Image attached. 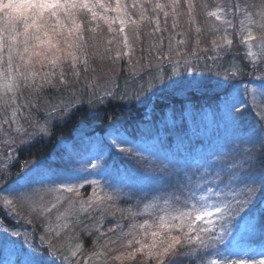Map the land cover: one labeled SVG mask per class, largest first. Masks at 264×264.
<instances>
[{
    "label": "snow or ice",
    "instance_id": "obj_1",
    "mask_svg": "<svg viewBox=\"0 0 264 264\" xmlns=\"http://www.w3.org/2000/svg\"><path fill=\"white\" fill-rule=\"evenodd\" d=\"M201 6L208 18H214L215 21L221 22L220 25L212 23L210 25L211 30L216 33H224L212 40L216 52L212 59L216 67H223L216 61L228 56L231 52L233 40L227 38V29L236 28L240 33L241 42L246 47L245 58H252L254 70L264 69V6L258 14L259 20L254 18L257 14L251 12L243 0L239 3L233 0L231 5L217 7L214 10H209L206 3ZM128 7L138 12L139 20L133 19L126 12ZM98 8L105 12L111 10L103 0H0V111L6 117L2 118L3 125L11 128L15 124L17 133L25 131L18 118L24 109L30 107L27 102L20 103L23 90L31 89L33 93H38L45 86L54 87L57 75H59L62 83L67 84V81L64 80L62 65L70 64L74 69L78 63L88 65V43L84 37L83 25L78 22V15L82 10L90 13L93 21L98 18L104 20L110 28L119 20V33L123 34L122 44L128 51L122 54L117 50L114 57H109L114 60H119L122 55L131 57L132 46L129 43V36L125 32L129 23L138 30L141 22L154 19L155 27L149 35L156 36L158 33L168 32V18L171 16V29L176 31L180 28L181 0H167V3L133 0L131 5H122L121 0H116L114 9L118 14L116 17L101 15L96 11ZM185 9L188 23H195L196 0H185ZM149 10L152 11L154 17L147 15ZM237 11L243 17L242 19L236 16ZM160 13L163 14V28L161 27ZM126 15L127 19L125 18ZM228 15L237 19L238 28L231 19L226 18ZM251 25L256 26L258 35L254 34ZM91 31L95 32L96 29L93 28ZM200 31L201 29L197 27L196 32L199 33ZM176 34L179 35L180 33L176 32ZM92 39L95 40V37ZM136 39L140 40L138 31ZM158 39V45L150 43L147 49L149 54L153 49L157 50L159 63L155 71L151 70V64L147 65L149 70L145 71V66L139 65L138 61L134 62L131 58L128 61L129 71L135 81V84L130 86V97L127 90L118 95L111 89L105 90L104 96L97 97L101 104L105 103L109 96L121 100L128 99L129 102L138 101L145 106L142 116V122L145 125L154 118L155 109L153 108L152 112L147 111V100L150 99L151 89L157 83L164 84L166 79H171L170 76L165 75L161 66L162 63L169 62L177 65L180 62L172 59L173 54L177 56L181 54L180 49L174 47L175 36L172 32H168L167 37L160 35ZM166 39L168 42L167 56L159 51L164 47ZM217 39L221 43L218 44ZM253 41H257L256 51L252 50ZM184 42V40L176 41L177 44ZM112 43V40L108 41L109 45ZM197 44H199L198 40ZM110 51L111 48L104 49V52ZM185 64L186 70H190L191 65L188 64L186 58ZM57 68L61 69L59 73L56 72ZM208 70L212 71V69ZM244 72L245 67L243 65L230 62L222 74L226 78H238ZM173 74L178 75L175 68ZM217 74L220 75L221 73ZM76 75H79L78 71ZM217 83L219 84V81ZM208 86L203 79L196 78L188 83L171 80L170 83L165 84V87L173 88L176 92L188 94L206 89ZM247 91L245 86L244 92L237 89L234 95H226L224 99L225 108L236 132V139L253 144L259 140L264 145V108L255 113V124L251 127H245L243 124L245 109L253 107V104L240 98L246 95ZM252 91L255 93L256 90L253 89ZM144 93L149 95H142ZM253 102H255V95H253ZM88 103L91 105L92 101L89 100ZM75 106V99L61 100L59 105H51L49 115L53 111L70 114ZM9 110L10 115H8ZM22 118L27 121L26 116ZM161 122L167 126L166 119H162ZM117 140L119 144L132 145V147L121 148L122 152L135 155L138 161L147 165L140 172L142 183L139 186V190L145 193L147 202L143 205L142 213L129 210V215L134 217L138 214H147L148 218L144 219L142 223L132 224L127 232H124L122 227L117 224V227H121L118 239L122 241L121 247L127 251H121L119 255L114 257L115 260L123 262L125 259H134L139 253L154 261V264H165L166 259L167 264H180L182 252L185 249H192L193 246L203 250V254L197 257L200 260H203L204 255H211L213 252L220 256L219 246L221 245H231L230 251H243L247 255L249 249L245 247L246 238L256 233L264 237V211L260 213L259 218H256L250 209L247 212L244 211L253 203L254 196L258 191L255 185L258 183L264 188V175L257 181L242 171L245 164L251 163L250 153L248 159L240 163L233 161L229 167L220 168L217 171L215 161L207 162L203 166L200 164L192 166V162L187 156L181 157L179 154V146L177 151L166 150L162 146L149 150L142 141L130 140L122 135L117 136ZM157 143L161 144L158 139ZM144 152H148V155L144 156ZM153 165L156 166L154 170ZM177 165H183V167L178 168ZM98 167V164H92L93 169ZM201 167L204 168V171H201ZM221 173L228 177L227 183L222 178ZM92 183L99 187L98 181H92ZM233 184L245 185L244 199L238 198L235 189L231 187ZM226 189L228 190L226 191ZM35 191V189L30 188L28 182L17 187L9 186L0 190V209L4 210L6 214L19 216L20 214L16 210L18 205L31 212H51L52 209L57 208L60 197H57L56 203H52L49 208L37 203L33 198ZM54 191L70 193L75 197L81 196L79 187L71 184ZM67 199L68 208L60 213L59 219H66L68 215H75L79 218L80 213H87L90 210H103L108 206L107 201L113 200V196L100 195L94 190L87 200L80 199L78 201L79 207H76V200L71 197ZM28 222L31 223L30 220ZM217 224H219V228H217ZM67 226V223L63 225V227ZM3 231L8 232L9 230L5 228ZM109 231L115 233V229L110 228ZM12 234L20 235L18 231H13ZM59 234V232L56 233V235ZM226 237H231V239L226 241ZM25 242L27 243V241ZM116 242L111 239L105 241L102 247L108 251H94L93 255L107 257L112 251L110 245ZM29 247L32 246L29 245ZM82 251L83 245L77 242L75 250L71 251L73 264H76L75 258ZM192 254L189 251V258ZM261 254L264 255V252ZM61 259L62 262H66L68 256L64 255ZM87 259L91 262L92 256H88ZM22 264H39V262L33 254L29 253ZM52 264H55V261H52ZM81 264H83V257ZM209 264H264V259H214Z\"/></svg>",
    "mask_w": 264,
    "mask_h": 264
},
{
    "label": "trees",
    "instance_id": "obj_2",
    "mask_svg": "<svg viewBox=\"0 0 264 264\" xmlns=\"http://www.w3.org/2000/svg\"><path fill=\"white\" fill-rule=\"evenodd\" d=\"M107 1L115 3V0ZM132 2L133 0H121L122 5H131ZM156 2L167 3V0H152V3ZM205 3L208 5L209 10H214L219 6L217 0H196V21L193 24H189L185 0H181V15L179 17L181 33L177 39L185 42L174 46L180 49L181 54L179 56L173 54L172 56L173 60H179L180 62L177 65L169 62L162 63L161 66L165 75L170 76L171 79H166L164 84L157 83L151 89L150 99L147 100V111L152 112L153 108L155 111L154 118L147 125L142 122L145 106L138 101L129 102L128 99L121 100L109 96L106 102L101 104L97 99L98 96H104L105 90L108 89L118 95L123 94L127 90L129 97L131 96L130 86L135 84V81L132 79L129 64L126 60L122 59L116 75L101 85V88H96L95 84H91L90 78L86 80L85 76L87 77V74L92 70V66L95 69V62L93 58L91 59L92 52L96 50L91 45L94 42L92 37H95L96 40L99 36L104 37V33L96 34L97 29L92 32V25L89 24L90 19L84 15L81 18L78 16V21L83 25L84 37L88 43V65L85 66L83 63H78L75 69L70 64L64 65V80L67 81V84L62 83L58 76V78H55L54 87L45 86L35 94H33L31 89H27L24 97L20 98L24 99L27 98L26 95H29V101H32L29 103V110L33 120L36 119V123L44 119L50 120L51 117L56 118V120L49 123L48 136L40 137L18 149L16 160H19V162H14L10 166L14 175H20L23 172L22 169L26 162L28 164L32 161L38 162L41 159L44 161L47 171L49 169L51 171H57V169L69 170L68 168L79 158H88V161L92 163L104 165V170L108 171L106 176L102 178L103 181L99 179V187L95 185V188L100 190L101 195L113 196V200L107 201L108 206L103 210H93L91 211L92 213L83 216L81 227H73V237L81 240L85 238L84 243L88 249L93 237L91 232L99 233L102 236L100 239L103 241H97V245L100 246L104 244L106 235L114 234V232L109 231L110 228L115 229V234L121 232V227L124 232H127L132 224L142 223L144 219L148 218L147 214H138L134 217L129 215V210L142 213L143 205L147 202L145 193L139 190V186L142 183L140 172L147 165H144L142 161H138L135 155L122 152L121 148L132 146H129V144L117 146L119 143L117 136L122 135L130 140L145 142L149 150L162 146L166 150L177 151L179 146V154L181 157L187 156L192 162V166L196 164L203 166L207 162L215 161L217 171L220 168L229 167L233 161L240 163L248 159V154L250 153L251 163L245 164L242 171L257 181L264 175V145L259 140H256L253 144L236 139V132L224 104L226 95H234L237 89L240 92L244 91L242 87L251 84L254 75L260 74L264 76V69L254 70L252 60L245 58L246 47L241 42L237 29H235V32L227 31V38L229 36L233 38L231 52L228 56L216 61L217 64H221L223 67H216L212 59L216 54L212 40L224 33H216L211 30V20H214V18L206 17L205 10L201 6ZM146 7L149 6L146 5ZM126 12L133 19L139 20V14L136 10L128 7ZM256 14L255 17H259L258 12ZM147 15L154 17L151 10H149ZM159 15L161 23H163V14L160 13ZM125 17L127 18V15ZM146 21H144L145 24ZM171 21L172 17L169 16L168 32L172 30L170 27ZM149 22L153 30L155 27L154 19ZM161 27L163 28L164 25L162 24ZM197 27L201 29L199 33L196 32ZM97 28L99 31H109L107 27ZM138 31H141V51L145 53L138 64L145 66V71L149 70L147 65L151 64V70L155 71L159 63L157 50L149 54L145 44L151 38L146 37L141 28ZM177 31L179 30L177 29ZM168 32H161L156 34V36H151L153 43L158 45V37L160 35L167 37ZM197 40L199 44H197ZM167 43L166 39L164 47L159 49L165 56H167ZM217 43L219 44L221 41L217 39ZM185 58L188 64L191 65L190 70H186ZM230 62L243 65L245 67L244 74L238 78H226L222 73H224ZM256 63H259V61ZM174 68L178 75L173 74ZM208 69H212V71ZM77 71L79 75H76ZM217 73L221 74L218 75ZM193 78L203 79L209 86L191 94L176 92L173 88L165 87V84L170 83L171 80L188 83ZM218 81L219 84L217 83ZM254 85L259 90L263 88L258 83ZM142 95L148 96L149 94L144 93ZM240 98L253 104L251 109H245L243 118L245 127H251L256 122L255 113H258V109L254 102L249 98L247 99L245 95ZM70 99L76 100V106L71 110L70 114L53 111L49 115L51 105H59L61 100L67 101ZM89 100L92 101L91 105L88 103ZM162 119H166L167 126L161 122ZM28 125L33 127L30 120ZM256 126L259 127V125ZM157 139L161 144L157 143ZM143 155L147 156L148 154L144 152ZM92 157H94L93 160ZM54 158H57V160ZM152 167L154 170L156 166L153 165ZM177 167H183V165H177ZM201 171H204L203 167H201ZM221 175L227 183L228 177L223 173ZM40 182L47 184L46 181L40 178H36L33 181L34 184H39ZM86 187L94 188L92 185ZM231 187L235 189L239 199L245 198V185L233 184ZM255 187L258 191L254 196L253 203L244 211L247 212L250 209L253 215L259 218L260 213L264 211V188L258 183ZM1 212L4 213L3 210ZM96 213V218L93 219L92 216ZM33 218L34 222L39 227H42L44 219ZM91 218L93 219L92 221ZM92 223L96 226L91 227ZM7 224L13 225L8 220ZM117 224L121 227H117ZM217 228H219V224H217ZM100 229L106 233L102 235L103 233L101 234L102 230ZM229 239L231 237H226V241ZM112 240L117 241L115 244L119 242L118 248H116L117 251L112 249L106 257L107 259L104 261L100 259L99 264H154V261L145 258L139 253L134 259H125L123 262L115 260L114 257L117 254H120L121 251H127V249L121 247L122 241L118 238L113 237ZM133 246L136 247L135 245ZM245 247L249 249L247 255L243 251H230L231 245H221L219 246L220 256L213 252L211 255H204L203 260H200L197 257L203 254V250L196 249L193 246L192 249H185L182 252L180 264H209L214 259H264V255L261 254L264 252V237L259 235V233L247 237ZM189 251L193 253L190 258L188 256ZM20 262L21 259L19 257V259H16L15 264H20ZM165 264H167V259Z\"/></svg>",
    "mask_w": 264,
    "mask_h": 264
},
{
    "label": "rangeland",
    "instance_id": "obj_3",
    "mask_svg": "<svg viewBox=\"0 0 264 264\" xmlns=\"http://www.w3.org/2000/svg\"><path fill=\"white\" fill-rule=\"evenodd\" d=\"M103 2L106 6H109L111 10L105 12L104 10L98 8L96 9V11L101 15H111V17H116L118 15L117 12L114 10L116 7V0L115 3H109V1L107 0H103ZM235 2L239 3L241 2V0H235ZM217 3H219L218 7H225L231 5L233 3V0H217ZM243 3L245 4V6L249 7V10L251 12H258V14L262 10V6H264V0H243ZM83 15L90 19L89 24L92 25V28L97 29L96 34L104 33V37H97V39L94 40V42H92L91 44L93 49H96L92 52L91 57V59L93 58L95 62V69L92 66V70L87 74V77L84 75L86 80L87 78H90L89 81L91 82V84H95L96 88H101V85L105 84L107 80H111L113 76L116 75L117 70H119L120 68L122 59L128 62L131 58L134 62L138 61L139 63L140 59L145 53L141 51V41H138L136 39V34L138 30L129 23V25L125 28V32L128 34L129 43L132 46L131 57L122 55L119 60L110 59L109 57L115 56L117 50H119L122 54L128 51V49L125 48L122 44L123 34L119 33V20H117L115 24H112L110 28L109 24L102 19L98 18L97 20L93 21L91 19V14L87 13L86 10H82L78 16L81 18ZM236 16L241 19L243 18L240 15L239 11L236 12ZM226 18L231 19L232 23L238 28L237 19L233 18L231 15H228ZM254 18L256 20H259V17ZM211 22L217 25L221 24L220 21L211 20ZM162 24L163 23H161V26ZM151 26L152 25L149 20L146 21V24L144 23V21L141 22L139 26V29H142V32H144L145 36L151 38L145 44L147 45V49L150 43L155 44L152 41L151 35H149L152 32ZM97 27H107L109 31H99ZM250 27H252L254 34L258 35V29L256 28V26L251 25ZM235 29L236 28H228L227 31L235 32ZM178 30L179 31L170 30V32H172V34L175 36V40L173 41L174 46L177 45L176 41H179L177 39L179 35H177L176 32L181 33V30ZM138 33L140 36L141 31H138ZM229 38L233 40L231 36H229ZM109 40L113 41L111 45L108 44ZM252 44V50L256 51L257 41H253ZM105 48H111V51L104 52ZM155 50L156 49H153V51ZM250 59L252 60V58ZM63 66L64 65H62V70L64 69ZM60 71V68L56 69L57 73H59ZM58 76L59 75H57L55 78H58ZM253 77L254 78L251 81V84H248V87L246 86L248 90L247 93L249 94H246L245 96L247 99L249 98L253 102V95H255L254 104L258 109L257 112H259L262 108H264V87L259 90V88H257V86H255L254 84L258 83L259 86L264 85V79H262V77L264 76L259 74L254 75ZM244 88L245 86L242 87L243 90ZM253 89L256 90L255 93H253ZM25 93H27V89L23 90V94L21 97H24ZM26 96L27 98L20 99L21 104H24L26 102H32L29 101V95ZM8 115H10V110L8 112ZM25 116L27 117V121L22 118ZM2 118L6 117H4L3 112L0 111V190L6 189L9 186L17 187L19 185L25 184V182H28L30 184V188L36 190L33 194V198L37 201L39 205H45L50 208L52 203H56L57 197H60V203L57 204V208L52 209L51 212H31L30 210L18 205L16 210L20 214L19 216H12L6 214L4 210V213H2V209H0V264H15L16 259H19V257L21 259L20 264H22V261L26 258V255L29 253L33 254L38 259L39 264H52V261H55V264H73L71 251L75 250V244L77 242L83 245V251L78 254V256L75 258L76 264H81L82 257L83 264H99L101 260H106V257L94 256L93 252L107 251V249H104L102 247L105 244V241L109 239L112 240L113 237L118 238L119 234L114 233L112 235H106L107 237L104 240V244H101L99 246L97 245V241H103L100 239V237L102 236L99 233L91 232L93 237L89 244V249L84 243L85 238L81 240L80 238L73 237V227H81V221L83 220V216L88 213H92L91 211L93 210H90L87 213H80L79 218H77V216L75 215H68L66 219L58 218L60 213H63L68 208V197H71L72 199L76 200V207H79L78 201L80 199L87 200V198L92 195L94 190L99 192L101 195L100 190H97L95 188V184H93L92 181L99 182V179L103 181L102 178H104L108 173L107 170H104L105 166L98 164L99 167L93 169L92 164L95 163L89 162L88 158H79L73 162L70 168H68L69 170L64 169L63 171L61 169H57V171H51L49 169V171H47L46 166H44V161L41 159L38 160V162L32 161L28 164L26 162L22 169L23 172L21 171L22 173L20 175H14V173L10 169V166L14 162H19V160H16V157H18V149H21L22 147L34 142L40 137L48 136L49 123L51 121H55L56 118L51 117V119L49 118L50 120L44 119L41 121H37L36 123V119L33 120L29 108L24 109L18 118L20 119V124L23 126L25 131L20 133L16 132L15 124H13L11 128H8L7 125H3ZM29 120L30 123L32 122L33 127L28 125ZM143 143L145 144V142ZM129 146L132 145L129 144ZM146 153L148 154V152ZM93 158L94 157H92V160ZM54 159L57 160V158ZM36 178L43 179L47 182V184L41 182L39 184H34L33 181ZM68 184L79 187L81 196L75 197L73 196V194L70 193H66L63 191H54L55 189H62L65 185ZM81 185L82 187H80ZM88 185H92L94 186V188L91 189L90 187H86ZM95 215H97V213L92 216L93 219L96 218ZM33 217H39L41 219H44V224H42V227H39V225L34 222L35 220ZM92 218L91 221L93 220ZM7 220L12 222L13 225H8ZM29 220L31 221V223L28 222ZM65 223H67V227H63ZM93 226L96 225L92 223L91 227ZM5 228H7L9 231H3V229ZM13 231H18L20 235H13ZM57 232H59L60 234L56 235ZM105 233L104 230H102L101 234L104 235ZM25 241H27V243ZM50 241L52 244L51 247ZM118 243L115 245L111 244L110 248L113 250L115 249V251H117L116 248H118ZM29 245H31L32 247L30 248ZM64 255L68 256V260L66 262H62L61 259V257ZM88 256H92L91 262L88 261Z\"/></svg>",
    "mask_w": 264,
    "mask_h": 264
}]
</instances>
